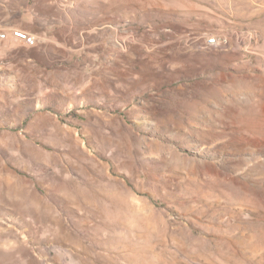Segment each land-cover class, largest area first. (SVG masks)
<instances>
[{"label":"rangeland","instance_id":"rangeland-1","mask_svg":"<svg viewBox=\"0 0 264 264\" xmlns=\"http://www.w3.org/2000/svg\"><path fill=\"white\" fill-rule=\"evenodd\" d=\"M0 264H264V0H0Z\"/></svg>","mask_w":264,"mask_h":264},{"label":"built area","instance_id":"built-area-1","mask_svg":"<svg viewBox=\"0 0 264 264\" xmlns=\"http://www.w3.org/2000/svg\"><path fill=\"white\" fill-rule=\"evenodd\" d=\"M15 36L25 43H32V38L23 32H15Z\"/></svg>","mask_w":264,"mask_h":264},{"label":"bare ground","instance_id":"bare-ground-1","mask_svg":"<svg viewBox=\"0 0 264 264\" xmlns=\"http://www.w3.org/2000/svg\"><path fill=\"white\" fill-rule=\"evenodd\" d=\"M207 42L209 45H214L216 43V38L215 37H210L207 39Z\"/></svg>","mask_w":264,"mask_h":264}]
</instances>
